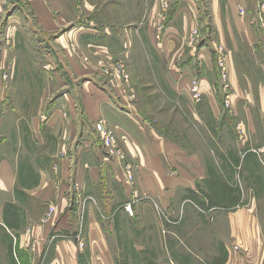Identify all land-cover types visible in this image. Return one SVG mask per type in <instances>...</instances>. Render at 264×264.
I'll return each instance as SVG.
<instances>
[{"label": "crops", "instance_id": "crops-1", "mask_svg": "<svg viewBox=\"0 0 264 264\" xmlns=\"http://www.w3.org/2000/svg\"><path fill=\"white\" fill-rule=\"evenodd\" d=\"M28 1L39 27L56 37L54 42L59 51L66 55L71 53L72 56L69 46L71 42H76L81 53H98L104 57L124 52L117 38L124 37L129 44L134 22L158 20L161 5L167 2L172 8L162 32L163 38L158 43L154 42L153 49L163 56L170 54L173 60L170 75L164 71L158 76L164 84L170 82L174 90L190 95L193 80L199 78L201 91L209 99L216 100L217 93L211 91L216 70L208 52L200 48L197 65L186 63L191 59L180 62L183 56L192 58L193 51L187 47V38H190L197 19H202L201 6H209L218 41L231 54L228 79L233 85V93L230 98L245 102L243 105L246 109L233 111L235 117L242 119L238 121L241 125L237 127L241 130H237V133H243L238 147L244 148L252 138L257 141L264 138V125L257 123L253 109L257 106L264 116V65H261L262 71L257 76L245 72L235 62L230 50L231 46L238 52L239 46L244 45L249 48L254 60L257 57L260 47L258 37H261L262 32L257 29L260 24L256 14L254 17V9L252 12L247 9V0ZM252 3L257 4L255 0ZM240 8H244L245 12L241 13ZM89 21L95 22L91 24L93 28L87 23ZM145 26L141 29L147 28L146 34L151 33L152 26ZM260 27L264 30V24ZM60 31L64 33L58 35ZM73 59L72 56L69 62L73 78L68 80V74L61 67L54 71L52 84L62 89L60 99L48 111H41L40 117L33 115L35 113L31 115L32 147L46 150L40 157L39 169H36L37 184L28 186L23 183L19 186L17 155L23 153L20 149L13 157H0V195L12 197L0 204V229L1 234L6 235L9 256L15 264H31V251L34 248L31 246L32 237L27 234L21 238L18 232L24 223L30 225L32 221L30 213H27L28 207L17 198L18 189L29 196L26 203L29 205L32 198L42 203L56 199L59 205L65 207L61 209L65 210L70 197L78 204H87V218L91 213L96 217L94 220L90 215V226L97 232L92 236L95 245L103 246L106 242L105 231H102L105 226L116 234L119 223H125L127 228L131 223V229H146L150 227L148 223H152L159 228L162 245L166 244L168 236L173 235L171 249L166 246V250L173 251L174 257L171 259L174 264H264V226L258 205L253 203L225 209L215 206L207 212L205 208H199L181 188L189 187L185 182H193L191 187L196 190H192L190 195L195 197L196 202L204 201L201 196H205L207 203V194L195 186V181L203 176L201 173L204 170L195 168L196 172H192L190 167L183 165L200 163L199 153L185 151V147L178 142L165 139L158 127L145 119V109H141L135 99L134 77L126 83L122 92L119 80L107 75L112 74V71L108 65H102L103 60H100L102 63L98 64L97 70V66ZM237 106L240 108L239 104ZM64 112L67 113L66 118ZM212 112L219 114L215 109ZM42 116L45 118L42 119ZM101 118H105L121 134V144L127 152L126 163H132L140 171L139 182L129 184L123 164L108 160L101 142L93 137L94 124ZM259 133L263 137H258ZM253 149H259L255 151L257 156L254 152L259 160L264 153V140L260 145L253 146ZM250 150L249 146L247 152ZM224 158L229 160L228 156ZM48 164H51L50 168L46 167ZM55 165H59L58 172L54 169ZM6 204L17 207L19 212V204L25 207L26 213L22 214L25 221L21 218V223L17 224L12 220L5 209ZM125 206H131L132 212ZM57 213L48 220L45 230L54 224ZM33 221V236L42 240L39 233L42 235L45 230L36 231L42 226L36 220ZM140 241L142 245L145 244ZM66 246L70 248L68 243L59 242L58 248L63 254Z\"/></svg>", "mask_w": 264, "mask_h": 264}, {"label": "rangeland", "instance_id": "rangeland-1", "mask_svg": "<svg viewBox=\"0 0 264 264\" xmlns=\"http://www.w3.org/2000/svg\"><path fill=\"white\" fill-rule=\"evenodd\" d=\"M255 2L257 4L253 5L252 0H247V9L249 8V12L254 9V17L256 14L258 23L262 25L264 24V0H255ZM171 8L169 4L165 6V3H162L161 16L159 15L158 20H151L148 23L145 22L146 20L135 21L129 44L126 38H117L118 42L121 41L119 43L122 44L124 52L111 54L108 57L98 53L85 54L79 51L76 42H71L69 47L72 56L78 62L97 66V70L100 60H103L102 65H108L112 71V74L107 73V75L119 80L122 92L126 83L132 80L131 77H134L132 81L134 93L137 96L135 99L141 109H145L147 115L143 114L145 119L150 124L156 125L165 139L178 142L185 147V151L199 153L200 163L183 165L186 168L190 167L192 172H196L195 168H198L199 171L204 170L201 173L203 176L195 181V186L198 187L197 190L207 194L208 201L205 203V196H201L204 201L197 200L198 202H196L195 197L190 195L192 190H196L191 187L194 183L187 181L185 184L189 187L181 188L188 197L190 196L193 203H196L199 208H205L206 212L215 206L225 209L256 203L264 226V153H262V160L260 158L259 161L255 157V154L257 156L255 151L258 152L259 149H253V146L260 145L264 138L259 141L252 138L244 148L238 147V142L242 141L243 133H237V130H240L237 127L241 125L238 121H242V119L235 117L233 111L246 109L243 105L245 102L233 101L230 98L233 93V85L228 79L231 54L218 41L217 32L212 26L209 6H201L202 19H197L196 26L192 29L193 31L191 30L190 38H187V47L193 51L192 58L186 55L180 62L185 63L191 59L186 63L197 65L199 64L197 55L200 48L203 47L208 52L211 61L213 58L215 64V82L213 81L214 85L211 86V91L217 93L216 100L209 99L201 91L199 78L193 80L190 95L174 90L170 82L164 84L161 77L158 76L164 71L170 75L172 67L173 59L170 54L163 56L153 49L154 42L158 43V40L163 38L162 32L165 29ZM87 23L93 28L91 24L95 22ZM143 25H146L145 27L152 26L151 33L146 34L147 28L141 29ZM260 25L257 29L262 32V35L258 37L260 47L257 49L255 60L248 47L240 45L238 52H235L230 46L232 56L239 67L255 76L259 75L260 67L262 64L264 65V30ZM63 33L64 31H60L58 35ZM55 38L39 27L35 12L28 0H0V157L4 155L13 157L19 149L23 152L17 155L19 157L17 169L20 176V187L23 183L28 186L37 184L36 169L40 167V157L46 152V150L43 151V148L32 147L29 123L33 119L31 115L35 113L33 115L40 117L41 111H48L51 105L60 99L62 89H58L52 84L55 79L54 71L61 67L68 74V80L73 78L72 67L69 65L72 59L71 53L68 56L59 51L54 42ZM221 62L224 63L226 71L223 70L224 66L220 65ZM243 63L245 67H242ZM142 71L144 74H141ZM126 75L129 76L128 79H126ZM194 88L197 90L194 91ZM45 95L46 97H44ZM146 97L150 99L147 100ZM237 104L240 105V108ZM212 109L218 110L219 114H214ZM253 109L257 123L264 125V116L261 115L260 110L257 109V106ZM63 116L66 118L67 113L64 112ZM43 118L45 116H42ZM100 120H104L108 128L114 132L117 147L126 154L121 161L116 157L109 158L106 154L105 157L123 164L129 184L139 182L140 171L135 169L132 163H126L127 152L121 144V134L119 135L105 118L95 122L93 137L102 144L103 139L96 128V124ZM260 136L263 137L259 133L258 137ZM249 146L251 152H247ZM225 156H228L229 160H225ZM128 165L132 168L131 179H128L129 176H127ZM46 167L50 168L51 164ZM54 169L58 172L59 165H55ZM16 195L22 201L21 204L28 207L27 213H30L32 217L30 225L24 223L18 229L21 238L27 234L32 237L31 246L34 248L31 251V264H174L171 259L174 257L173 251L166 250V246L171 249L170 243L172 244L174 240L173 235L168 236L166 244L162 245L159 228L154 227L152 223H148L150 227L146 229H131V223H129V228L125 223H119L120 227L116 234L105 226L102 231H105V236L104 234L103 236L106 242L103 246L95 245L92 236L97 232L90 226L92 213L88 218L86 216L87 204H78L70 197L66 209L63 210L61 208L65 207L59 205L56 199L42 203L39 199L32 198L30 201L32 203L29 205V203L26 204L29 201V196H26L22 190L18 189ZM11 198L0 195V204ZM21 204H19L20 212L13 205L6 204L5 206L11 219L17 224L21 223V218L25 221L22 217V214L26 213L24 212L25 207H22ZM56 213L54 224H50L47 227L48 230H45L46 223ZM208 214L205 213V215ZM92 217L94 220L96 219L93 214ZM212 219L213 215L211 214L210 220ZM33 220L42 226V229L37 228L36 231L45 230L42 235L39 233V236L43 237L42 240L36 235L33 236V231H35V221ZM1 232L0 229V264H15L12 257L9 256L6 235ZM161 235L163 236L162 233ZM140 240L145 244L142 245ZM61 241L70 246V248L64 247V254L67 252L65 256L58 248ZM71 244L73 245L71 246ZM79 252L80 255H77Z\"/></svg>", "mask_w": 264, "mask_h": 264}, {"label": "built area", "instance_id": "built-area-1", "mask_svg": "<svg viewBox=\"0 0 264 264\" xmlns=\"http://www.w3.org/2000/svg\"><path fill=\"white\" fill-rule=\"evenodd\" d=\"M168 3L165 2V6H167ZM264 8V6H263ZM241 12L244 13L245 9L241 8ZM221 66H224V63H220ZM223 70L226 71V67H223ZM125 75V74H124ZM225 77H227L226 73H224ZM129 76L126 75V79H128ZM197 89L194 88V91H196ZM96 128L97 130H99L101 137L103 139L102 141V145L104 147V151L107 157H116L118 158L117 160H122L125 158L126 154L124 153V151L120 148L117 147V139L116 136L114 134V132L108 128V126L104 123V120H100L97 124H96ZM131 174H132V168L130 167V165H128L127 167V176H129L128 179H131ZM126 209L129 212L131 211V206H127ZM238 248V247H235Z\"/></svg>", "mask_w": 264, "mask_h": 264}]
</instances>
